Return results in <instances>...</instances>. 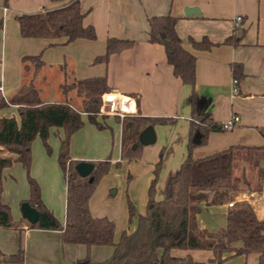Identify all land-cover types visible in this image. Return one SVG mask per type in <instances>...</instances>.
<instances>
[{
	"label": "crops",
	"instance_id": "0c3cea01",
	"mask_svg": "<svg viewBox=\"0 0 264 264\" xmlns=\"http://www.w3.org/2000/svg\"><path fill=\"white\" fill-rule=\"evenodd\" d=\"M69 1L71 0L60 2L8 0L6 5L5 0H0V18L4 19V27L0 30L2 50L5 54L7 48L15 49L19 71L20 68L27 70L36 85L35 79L48 66L47 64L64 68L69 62L75 79L70 84L75 85L78 80L90 77H106L112 89L110 93L116 96V111H120L117 106L118 98H126L128 99L127 108L130 111L127 113L137 114V100L135 96H131L133 93L139 96L138 112L140 115L174 119V122L154 125L157 145L149 151L155 161L156 155L163 150L164 165L160 170L157 183L160 191H156V199H162L166 179L168 180V177L179 169L188 154L187 142L191 121L190 97L193 88L184 84L174 74L173 66L167 60L164 46L150 42L148 17L168 13L178 17V34L184 40V46L196 55L195 90L204 106L210 110L212 118L220 123L228 120L232 115L240 117L233 129L211 132L208 142L196 147L192 156L201 158L230 146L244 147L235 150V158L247 156V159H243L246 164L242 167V176L249 182L247 185L249 190H244L245 186L238 191H233L218 205L200 202L199 211L195 214L198 231L195 232L192 242L201 240L218 243V238L211 239L220 233L218 232L220 228H223L225 232L230 202H248L258 218L263 219L264 0H80L83 11L87 12L83 22L85 25L95 27L97 33L95 40L77 39L70 43H63L62 39L26 38L20 34L15 15L57 8ZM186 7H198L200 12L187 15ZM238 16L242 17L241 21H237ZM242 29L246 31V34L239 45L225 43L228 37ZM110 37L131 39L134 40V44L121 52L111 54L106 63L96 61L97 57L104 54L106 41ZM189 37L196 40L207 37L214 45L210 49H196L188 42ZM52 43L55 44L52 45ZM40 53L44 65L37 74H34V64L31 66L30 62L25 63L22 58ZM233 63L243 65L244 76L239 77L237 84L233 82L236 79L232 70ZM7 64L5 60L4 71ZM25 65H28V68H25ZM23 85L20 84L19 78L10 84H7L5 80V85L0 84V93L8 98L9 93L12 91L16 93ZM234 88H237V92ZM115 89L117 93H114ZM38 90L44 102H53L46 100L42 90L40 88ZM68 90L79 95L76 88H59L61 92ZM82 96L84 98L81 108L75 107L72 100L67 98L57 102L68 101L74 108L82 110L83 101L88 98V93L80 94V97ZM82 115L83 118L87 117L85 112H82ZM13 116L19 119L18 105H10L0 111V117ZM110 117L115 118L112 115L104 118L102 113L98 114V120L104 123L102 129L90 123L97 130L95 135H102L106 129L111 128L107 122ZM115 120L121 128L120 121L116 118ZM56 129L59 133L63 132L62 128ZM87 130L91 132L92 129L88 127ZM104 139L106 140V137ZM95 146L97 149L94 150L99 151V144ZM107 147L109 146L104 143L100 156L98 154L86 157V159L94 163L95 159L103 158L110 152L107 158L111 160L112 165L123 160L121 134L117 152H115V141L111 151ZM3 155L8 154L4 152ZM40 160L41 163L43 162V174L35 173L34 175L42 182V177L43 179L45 177L44 171H47L46 166L52 165L54 171L56 166L54 160L45 155H41ZM250 162H253L252 167L249 165ZM149 177H151L149 180H152L153 177L151 175ZM259 178H261L260 186L257 182ZM41 190L43 198V186ZM5 197V187H3V202L10 206L13 218L16 221L21 220L23 217L20 205L29 197V191L28 193L22 191L17 195L16 200L10 203ZM19 197H21L20 200ZM89 206L94 216L103 217V214H99L94 209L91 201H89ZM58 216L61 222L65 223L66 203L65 210H62ZM119 235L121 234L116 227V241ZM215 246L216 244L205 248L173 249L172 255L178 257L190 255L197 261L208 262L215 256L213 251ZM0 248L6 255L15 254L20 248L24 250L23 263L3 260L0 264H76L78 259L88 254L93 260H104L113 251L112 246L88 248L86 245L63 243L60 230L31 228L26 219L18 227L0 226ZM223 256L228 257L225 264H257L258 262L256 254L234 255V252H225Z\"/></svg>",
	"mask_w": 264,
	"mask_h": 264
},
{
	"label": "trees",
	"instance_id": "16d2710c",
	"mask_svg": "<svg viewBox=\"0 0 264 264\" xmlns=\"http://www.w3.org/2000/svg\"><path fill=\"white\" fill-rule=\"evenodd\" d=\"M60 2L63 0H50ZM8 0H5L7 5ZM87 12L83 11L80 0H71L67 4L43 9L34 13L15 15L19 24L20 34L26 38L62 39L63 43H70L77 39L95 40L97 33L93 25H85L83 20ZM149 40L164 46L168 62L173 66L174 74L184 84L193 90L190 97L191 121L187 142L188 154L178 170L172 173L166 182L164 197L156 199L159 173L163 164V150L154 169L148 188V201L145 213L139 214L136 226L132 231L123 230L120 238L115 240V222L107 216L97 217L91 212L89 201L95 189L96 182L107 174L111 168L109 158L94 162L95 168L91 176L81 177L75 170L78 161L70 156V143L74 133L84 125L82 112L87 113L90 123L99 129L104 123L98 120L101 110L103 94L112 92L105 76L90 77L78 80L71 88H76L79 94L88 93L83 101V109L74 108L70 102H44L34 80L24 84L13 96L5 97L0 93V111L10 105H18L19 119L16 117H0V226L5 228L18 227L25 219L16 221L8 204L2 200L4 170L13 163H20L27 171L29 197L26 199L39 211L36 223H29V227L46 230H60L62 242L66 244L92 246H112L111 255L101 261L93 260L88 254L76 261V264H225L228 257L225 252L234 255H258L257 264H264V218L256 215L252 206L246 202H239L227 217V226L218 243L198 240L192 242L198 225L195 214L199 211V204L213 191V203H220L233 191H238L249 185L244 176L234 173V158L237 148L230 146L210 155L193 158L192 152L196 147L208 142L211 132L223 131L222 123L212 118L202 99L195 90L196 85V55L184 46V40L178 34V17L171 13L148 17ZM4 19L0 18V30ZM246 34L241 30L231 35L225 43L239 45ZM188 42L196 49H210L214 43L207 37L196 40L188 38ZM55 43H52V45ZM134 40L110 37L106 41L104 54L96 61L108 62L111 54L121 52L132 47ZM23 62L34 61V74L44 65L42 54L28 55ZM28 68V65H25ZM232 70L235 78L244 76L243 65L233 63ZM67 88V87H65ZM112 95L114 110H116V96ZM137 100V114H127L120 123L122 125V155L128 160L137 154L131 148L138 134L148 125L174 122L170 117H150L139 114V96L133 94ZM106 118L105 115H103ZM52 127L62 128L58 162L65 172L67 180L66 220L62 223L54 212L45 204L39 182L30 175L32 166V144L40 136L50 151L48 139ZM126 128L131 129L127 133ZM7 152L8 155H3ZM215 197L217 200L215 201ZM136 214L130 203V221ZM216 244L213 248L214 258L208 262L195 260L192 256L178 257L172 255L173 249L205 248ZM8 258L9 262L23 263L24 250L20 248L12 255H6L0 248V262Z\"/></svg>",
	"mask_w": 264,
	"mask_h": 264
},
{
	"label": "rangeland",
	"instance_id": "374dc122",
	"mask_svg": "<svg viewBox=\"0 0 264 264\" xmlns=\"http://www.w3.org/2000/svg\"><path fill=\"white\" fill-rule=\"evenodd\" d=\"M14 51L15 49L13 50L7 48L6 53L4 54V50H2V40H0V84L2 85H5V80L7 84H10L14 83V81L18 78L20 84L22 83L23 85L28 83L32 78V76L29 75V72L27 73V70L24 71L23 68H20L19 71L18 60ZM4 55H6V57ZM5 60H7L8 64L6 70L4 71ZM29 62L31 63V66H33V64L35 65L34 61H28L27 63ZM67 64L68 65H66V67L64 68H60L58 65L47 64L48 66H46L35 79L36 87L42 90V94L46 100L57 102L67 98L72 100L73 105L75 107L81 108L82 99L84 98L83 96L80 97V94H73L69 90L67 92L59 91V88L64 89L65 87H71L73 84L70 83H73L75 80L72 67L70 66L69 62H67ZM14 94L15 91H12L8 94V97L13 96ZM105 94L101 96L102 105L100 114L102 113V115L105 116L112 115L119 121L122 120L125 115L130 114L125 113L123 117L116 113L111 114L109 112L108 103H105L104 101ZM115 118L110 117L108 121L106 119V121L110 124L111 128H105L106 130L104 131V134H102L104 137H106L105 140L102 135H95V132L97 131L95 126H92L88 118L84 116L83 127L79 129L76 134L73 135V137L71 138V158L78 162L88 161L90 159H86V157L98 154L100 156L102 145H104V143L109 146L107 148H109V151H111L114 141L115 152H117L120 134L122 139V125L120 128ZM88 127L92 129L91 132H88ZM129 131L131 133V129L126 128V132L128 133ZM63 132L60 131L59 133V130L53 127L50 129V136L48 139L50 151L46 149V146L44 145V142L40 136H37L35 138L32 144V166L30 169V175L39 182L40 186H43V199L60 221L61 219L58 215L62 212V210H65V203L67 200V180L65 172L62 170L58 162V153L61 138L64 134ZM136 138L138 139V136ZM135 143L137 142H134L131 145V148ZM96 144H99V151L94 150L97 149V146H95ZM156 145L157 142L150 145H143L139 143V149L136 151L137 155L133 159L128 160L126 158H123L121 162L114 163V165L111 166L109 172L105 174L102 178H100L95 184V189L90 201L94 209L97 210L99 214H103V216H107L115 222V225L119 229L120 234L123 230L132 231L135 228L137 216L139 214L145 213L147 191L151 180H149V178H151L149 176L151 175L152 177H154V169L156 163L159 160L158 154L156 155L155 161H153L151 153L149 151L150 149L156 147ZM109 153H107L105 157L99 159L103 160L104 158H107L109 156ZM41 155H45L49 159L54 160L57 169H55L54 171L52 165L46 166L47 171H44L45 177L44 179L42 177V182H40L34 175L35 173H37L38 175L43 174V162L41 163L40 160ZM99 159H95L94 162H98ZM243 159H247V156L243 155L242 157L240 156L235 158L234 173L237 176H242V167L246 164ZM252 164L253 162L249 163L250 167H252ZM163 165L164 164H162V167ZM258 168H260V166H258ZM4 175L5 176L3 187H5V198L7 202L10 203L12 202V200H16L17 195L20 194L22 191L28 193L29 188L27 180V171L20 163H13L10 167L5 170ZM52 176L54 177L51 178ZM166 182L167 179L165 181L164 188L166 187ZM257 182L258 186H260L259 184H261V178H259ZM242 187L245 186L242 184ZM244 190L249 189L246 186ZM157 191H160V186L157 188ZM208 193L209 196L205 200H203V202L207 204L218 205V203L212 202L214 196L213 191H208ZM20 198L21 197H19V200ZM214 199L216 201L217 197H215ZM130 203L133 204L136 211V214L133 217V221L129 220ZM238 203L239 201L235 202V206ZM235 206H230V211L235 208ZM218 232L220 233L216 234L211 240H215L216 238H222L224 234L223 228H220ZM119 237L120 235L118 236V239Z\"/></svg>",
	"mask_w": 264,
	"mask_h": 264
},
{
	"label": "water",
	"instance_id": "95a60500",
	"mask_svg": "<svg viewBox=\"0 0 264 264\" xmlns=\"http://www.w3.org/2000/svg\"><path fill=\"white\" fill-rule=\"evenodd\" d=\"M200 9L198 7H186L185 13L187 15H191L194 13H199ZM118 91L115 89L114 93ZM156 141V132L154 129V125L146 126L138 135V142L133 145V149L138 147V144L141 143L143 145H150ZM95 164L91 161H79L75 165V170L81 177H89V181H93V176H91L94 171ZM20 210L22 213V217L26 219L29 223H36L39 219V211L37 208L33 207L29 201L24 200L20 205ZM8 260V258H5Z\"/></svg>",
	"mask_w": 264,
	"mask_h": 264
},
{
	"label": "built area",
	"instance_id": "2783aa9c",
	"mask_svg": "<svg viewBox=\"0 0 264 264\" xmlns=\"http://www.w3.org/2000/svg\"><path fill=\"white\" fill-rule=\"evenodd\" d=\"M242 17L241 16H238L237 17V21H241ZM234 84H237L238 83V80L237 79H234ZM2 89V88H1ZM234 91L237 92V88H234ZM113 93H108V94H105L104 95V101L105 103L107 102L108 103V106H109V112L111 114L113 113H116V114H119L121 115L122 117L125 115V113L127 112H124V111H119V110H114V101L112 99V95ZM240 120V117L238 115H232L228 120L224 121L222 123V126H223V129L224 130H231L233 129L235 126H236V123ZM230 206H233V202H230Z\"/></svg>",
	"mask_w": 264,
	"mask_h": 264
},
{
	"label": "bare ground",
	"instance_id": "6f19581e",
	"mask_svg": "<svg viewBox=\"0 0 264 264\" xmlns=\"http://www.w3.org/2000/svg\"><path fill=\"white\" fill-rule=\"evenodd\" d=\"M127 102H128V99L126 98H118L117 106L119 107L121 111L130 112L129 109L127 108Z\"/></svg>",
	"mask_w": 264,
	"mask_h": 264
}]
</instances>
